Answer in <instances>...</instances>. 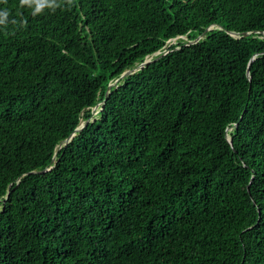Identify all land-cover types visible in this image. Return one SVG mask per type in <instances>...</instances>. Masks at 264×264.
Here are the masks:
<instances>
[{
    "label": "trees",
    "instance_id": "obj_1",
    "mask_svg": "<svg viewBox=\"0 0 264 264\" xmlns=\"http://www.w3.org/2000/svg\"><path fill=\"white\" fill-rule=\"evenodd\" d=\"M3 11L0 264H264V0Z\"/></svg>",
    "mask_w": 264,
    "mask_h": 264
},
{
    "label": "water",
    "instance_id": "obj_2",
    "mask_svg": "<svg viewBox=\"0 0 264 264\" xmlns=\"http://www.w3.org/2000/svg\"><path fill=\"white\" fill-rule=\"evenodd\" d=\"M214 28H215V26H210V27L206 30V32L209 31V30H212V29H214ZM231 35H233L234 37H246V36L250 35V33H235V32H231ZM263 35H264V32H263ZM202 38H203V35L199 36V37H198L197 39H195V40H192V41L187 42V43H186V46L191 45V44H194V43H197V42H199ZM177 49H179V48H177ZM167 53H168V51H166V52L163 53L162 55H160V53H157L156 55H159V57H156V58H154V59L151 57V58L147 59L144 63H142L141 65H139L137 68L125 72V73L122 75V77L118 80V83L121 82L122 78H124V77H126V76H128V75H131V74H133V73H135V72H137V71L143 69L145 66H147V65H149V64H151V63H153V62H156V61L159 60L163 55H166ZM255 58H256V55H254V57L251 59L250 63H252V62L255 60ZM247 75H248V78L251 80V76H250V68L248 69ZM109 89H110V88H109ZM108 96H109V95H108ZM108 96H107V97H108ZM107 97L104 99L103 102H105V100L107 99ZM103 102L99 103V104L94 108V114L96 113V111H98L99 107L103 104ZM85 127H86V124H83V125H81L79 128H77V129L75 130V132H74V133H73V134H72V135H71V136H70V137L64 142V145H67V144L70 142V140L76 135V133H77L78 131L82 130L83 128H85ZM231 129H232V128H228V131L231 130ZM228 131H227V132H228ZM228 142L232 145V138L228 137ZM60 147H61V146H60ZM52 168H53V167H52ZM52 168L47 169V170H45L44 172H47V171L51 170ZM3 203H5V201H3Z\"/></svg>",
    "mask_w": 264,
    "mask_h": 264
},
{
    "label": "clouds",
    "instance_id": "obj_3",
    "mask_svg": "<svg viewBox=\"0 0 264 264\" xmlns=\"http://www.w3.org/2000/svg\"><path fill=\"white\" fill-rule=\"evenodd\" d=\"M21 3L28 4L29 0H21ZM40 10H41L40 7H36L32 14L36 15L37 13L40 12ZM7 17H8V13L6 11L0 12V24H3L7 20Z\"/></svg>",
    "mask_w": 264,
    "mask_h": 264
},
{
    "label": "rangeland",
    "instance_id": "obj_4",
    "mask_svg": "<svg viewBox=\"0 0 264 264\" xmlns=\"http://www.w3.org/2000/svg\"><path fill=\"white\" fill-rule=\"evenodd\" d=\"M183 39H186V38H183ZM176 43H177V39H174V40H171L169 44L172 45V44H176ZM97 112L98 111H96L95 115L97 114Z\"/></svg>",
    "mask_w": 264,
    "mask_h": 264
}]
</instances>
